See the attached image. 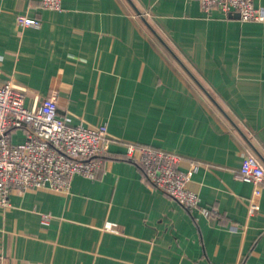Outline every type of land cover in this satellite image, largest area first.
<instances>
[{"label":"crops","instance_id":"obj_1","mask_svg":"<svg viewBox=\"0 0 264 264\" xmlns=\"http://www.w3.org/2000/svg\"><path fill=\"white\" fill-rule=\"evenodd\" d=\"M131 1L52 10L0 0V83L25 85L28 107L53 95L72 124L105 123L111 138L95 178L9 196L0 264H264V182L255 196L238 172L245 154L264 169V19L205 13L197 0ZM18 14L39 26L17 24ZM128 142L179 154L181 170L199 161L186 182L198 206L150 185Z\"/></svg>","mask_w":264,"mask_h":264},{"label":"built area","instance_id":"obj_2","mask_svg":"<svg viewBox=\"0 0 264 264\" xmlns=\"http://www.w3.org/2000/svg\"><path fill=\"white\" fill-rule=\"evenodd\" d=\"M43 7L61 10V0H40ZM205 13L236 12L241 20H263L264 10L253 0H197ZM21 26L38 27L37 18L25 14L16 16ZM27 88L8 78L0 83V207L9 206V196L29 189L47 187L65 192L75 174L95 178L101 169V155L110 143L105 123L94 125L72 124L68 115L58 111L55 96L38 98L34 95L30 107L24 105ZM21 130V142L12 140L13 132ZM126 155L139 166L143 178L154 188L167 194L185 208L198 206L199 196L186 186L191 175L202 164L191 160L186 170L176 167L180 155L146 145L128 142ZM241 179L253 184V195H258L264 182V169L257 158L245 154L239 166ZM257 205L249 201V212ZM205 214L206 208H201ZM50 216L40 214V222L48 224ZM105 228L117 230L113 222Z\"/></svg>","mask_w":264,"mask_h":264},{"label":"water","instance_id":"obj_3","mask_svg":"<svg viewBox=\"0 0 264 264\" xmlns=\"http://www.w3.org/2000/svg\"><path fill=\"white\" fill-rule=\"evenodd\" d=\"M128 1L131 3V5H133V2H132L131 0H128ZM136 10H137V12L139 13V15H140L144 20H146L145 17L143 16V14H141L137 8H136ZM237 15H238V14H237Z\"/></svg>","mask_w":264,"mask_h":264}]
</instances>
